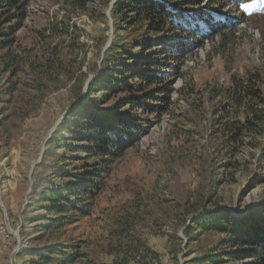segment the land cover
I'll use <instances>...</instances> for the list:
<instances>
[{
	"label": "rangeland",
	"instance_id": "obj_1",
	"mask_svg": "<svg viewBox=\"0 0 264 264\" xmlns=\"http://www.w3.org/2000/svg\"><path fill=\"white\" fill-rule=\"evenodd\" d=\"M63 2L32 0L28 23L43 26L66 19L77 26L84 47L75 74L80 77L87 73L86 82L101 62L112 29L113 40L115 2L111 5L112 0H97L89 5L90 13L71 17L62 9ZM206 3L204 0L202 5ZM242 10L244 18L231 4L222 11L210 9L207 18L194 17L205 28L218 14L239 21L236 30L226 31L225 35L215 32L185 55L173 76L172 89L164 93L165 108L158 119L149 114L153 124L140 143L113 161L95 206L103 218L69 225L61 235L62 239L84 235L90 244L84 264L112 261L107 243L111 218L115 216L129 219L135 239L145 240L155 251L144 246L140 249L147 256L144 264H185L214 247L210 240L223 236L197 230L194 239H189L185 228L196 213L213 209L219 202V206L244 214L264 202V136L245 135L240 151L227 157L220 146L216 121L225 100L206 95V81L228 84L231 75L241 77L248 72L262 73L264 78V0H247ZM163 70L169 72V67ZM7 76V72L0 71V264H29L32 255L27 253L28 248L44 246L53 239L51 235L36 238L38 217L45 212L39 205L40 197L47 187L63 179L56 175L58 164H79L75 159L58 162L64 148L52 139L57 130L61 132V121L76 104L80 84L75 77L62 75L55 86L42 92L30 91L40 97L33 105L27 102L23 108L29 109L27 113L17 114V107L4 101L8 97L3 92ZM21 93L29 97L26 91ZM228 110L234 112L232 106ZM230 159L234 165L226 166ZM137 192L148 202L141 215L135 210Z\"/></svg>",
	"mask_w": 264,
	"mask_h": 264
},
{
	"label": "trees",
	"instance_id": "obj_2",
	"mask_svg": "<svg viewBox=\"0 0 264 264\" xmlns=\"http://www.w3.org/2000/svg\"><path fill=\"white\" fill-rule=\"evenodd\" d=\"M63 1L62 9L71 17L90 13L89 5L97 0ZM245 1L207 0L203 6L204 0H116L112 8L117 16L113 40L93 70L97 74L82 94L88 75L75 74L84 47L77 26L66 19L43 26L29 25L32 0H0V71L8 73L3 87L8 97L4 101L17 107L14 112L27 113L29 109H23L27 102L33 105L40 97L30 91L42 92L43 88L55 86L62 75L68 79L75 77L80 84L76 104L61 121V132L57 130L52 139L64 148L58 162L75 159L79 164L65 167V162H56V175L63 179L47 187L40 197L39 205L45 212L39 215L35 228L37 239L47 235L53 239L44 246L28 248L27 253L32 255L29 264L85 263L90 244L84 235L78 233L66 239L61 235L69 225L103 218L95 206L113 161L140 143L153 124L149 114L158 119L165 108L164 93L172 89L185 55L215 32L225 35L226 31L236 30L239 21L234 16L218 14L205 28L194 17L207 18L210 9L222 11L231 4L244 18ZM166 67L169 72L163 70ZM263 81L262 73L260 76L248 72L241 77L231 75L228 84L205 83L207 97L220 96L225 100L216 121L220 146L227 157L240 151L245 135L264 136ZM22 91L29 97L22 95ZM228 106L234 112H229ZM261 156L264 158V150ZM233 163L230 159L225 165ZM136 196L135 210L141 215L148 202L138 192ZM219 204L216 202L213 209L200 215L196 213L185 232L191 240L197 230L223 234L222 238L210 240L214 247L185 264L230 260L239 261L237 264H264V202L253 205L244 214ZM111 223L107 248L113 259L103 264H144L147 256L140 252L143 246L155 253L145 240L135 239L129 219L115 216Z\"/></svg>",
	"mask_w": 264,
	"mask_h": 264
},
{
	"label": "water",
	"instance_id": "obj_3",
	"mask_svg": "<svg viewBox=\"0 0 264 264\" xmlns=\"http://www.w3.org/2000/svg\"><path fill=\"white\" fill-rule=\"evenodd\" d=\"M115 1H116V0H112L111 5H113V3H114ZM112 36H113V29H112V35H111L109 41L107 42V44L105 45V47H104L103 50H105V49L111 44V42H112ZM96 74H97V73L93 74L89 79H87V81L85 82L84 91H83L82 94H84V93L86 92V90H87V88H88L89 80H90L92 77H94ZM200 214H201V213H200ZM200 214H199V215H200Z\"/></svg>",
	"mask_w": 264,
	"mask_h": 264
}]
</instances>
